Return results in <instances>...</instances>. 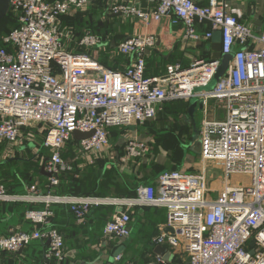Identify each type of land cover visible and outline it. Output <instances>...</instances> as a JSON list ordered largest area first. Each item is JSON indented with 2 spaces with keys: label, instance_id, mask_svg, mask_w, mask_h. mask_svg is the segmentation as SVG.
<instances>
[{
  "label": "built area",
  "instance_id": "1",
  "mask_svg": "<svg viewBox=\"0 0 264 264\" xmlns=\"http://www.w3.org/2000/svg\"><path fill=\"white\" fill-rule=\"evenodd\" d=\"M94 0H10L18 28L0 34V146L4 160L15 148L35 142L43 134L42 147L49 151L46 172L49 186L71 170L62 153L74 132H93L79 141L78 152L91 160L111 146L112 128L143 125L157 117L163 104L199 97L205 118L200 129L201 157L221 164L225 187L216 198L208 184L207 169L200 173L168 171L158 186L141 185L128 200L42 195L35 186L27 195H15L0 183V203H43L28 210L25 219L32 232L12 231L0 237V255L22 252L36 240L48 242L41 264H63L65 238L53 227L54 204L66 205L79 222L94 206L113 204L126 210L114 215L105 228L106 238L130 237L131 209L150 206L167 210L165 233L159 245L183 250L187 264H264V30L255 32L244 22V10L229 0H109L110 15L125 16L150 24L167 19L182 26L188 43L209 41L221 34L217 60H196L188 68L180 63L167 67L160 77H147V52L156 47L154 35L135 33L109 53L129 59L112 70L79 47L106 52L110 41L86 32L77 43L74 30L63 18L85 12ZM147 4L146 8L141 5ZM209 30L200 32L202 26ZM232 56L224 75L212 90L224 56ZM202 90V91H200ZM210 101L223 113L209 118ZM120 161L142 159L147 142L128 137ZM233 175H245L246 185L230 186ZM123 261L122 255L116 257ZM123 264H133L125 261Z\"/></svg>",
  "mask_w": 264,
  "mask_h": 264
},
{
  "label": "crops",
  "instance_id": "2",
  "mask_svg": "<svg viewBox=\"0 0 264 264\" xmlns=\"http://www.w3.org/2000/svg\"><path fill=\"white\" fill-rule=\"evenodd\" d=\"M109 1V0H108ZM197 3L207 5L209 0H195ZM232 5L239 6L244 10V22L249 24L255 32H261L264 30V0H229ZM134 3H140V1L133 0ZM141 5L143 8L147 7V4L142 1ZM118 17L121 21V26L118 27V31H125L126 39L135 33H142L146 35H154L157 38L156 47L150 49L147 52V77H160L164 75L167 70V67L172 64L180 63L183 67L188 68L196 60H211L214 55L213 44L215 43L214 38L209 41H200L198 43H188L184 39V29L182 26L172 25L167 19H162L161 21L151 20L150 24H144L141 20H134L125 16H112ZM205 28H200V32L204 33ZM125 40V39H124ZM112 48L115 50L118 45L122 42H117L115 39L112 40ZM209 55V59H202L201 57ZM125 62L116 64V66L122 69L125 65L129 63V59H125ZM193 99V98H192ZM184 100L185 104H188L189 110L188 113L182 115V126L190 130L191 133H197L200 135V126L205 118L204 109L202 102H199L197 106L192 109L193 100ZM210 119H220L223 117V113L217 108L215 101H210L209 108ZM201 112L200 125L198 126V113ZM139 127V128H138ZM34 133L37 135L35 142L27 143L23 146H18L15 148V156L11 159H15L18 155V152L22 155L27 150H30L32 153L38 154V142L43 141V134L37 132ZM111 132V131H110ZM147 132L141 131L140 125L132 126L129 128H124L123 133L120 137V147L122 151L119 152L115 148L112 142L111 135V146L106 149L102 155L98 158H105L110 160V163L106 166V169L111 166L119 168L122 172H131V168L136 167L135 163L137 160H130L127 163L120 161V157L124 155V143L126 138L135 137L139 140L147 139L150 141V137L146 136ZM200 137V136H199ZM185 145L191 147L195 151V144L188 137L185 138ZM199 141V139H198ZM146 142V141H145ZM30 144L34 145V149L26 148ZM194 145V146H193ZM3 151L5 149V145ZM0 154V164L4 163L5 160ZM201 153V152H200ZM122 154V155H120ZM154 156L151 154L150 156ZM154 158H158V162H155L160 167L169 168L170 163L165 152H158ZM48 159V158H47ZM10 160V159H8ZM87 160V159H85ZM92 160V159H91ZM142 160L145 166V169L139 176V179L146 180L150 178V175L153 174V171L157 170L155 168V163H153L152 158L148 161ZM90 161V160H89ZM206 168V165L203 162H195L192 155H187L186 159L183 161L180 167V171H186L190 173H200ZM42 175L44 178L48 179L49 177L45 175L42 168ZM168 172V171H167ZM157 180V179H156ZM149 183V185L158 186L157 181ZM45 179L43 180V182ZM47 181V180H46ZM145 185L147 183L143 182ZM44 185V184H43ZM39 189L42 195L51 194L50 192L45 193L44 188H42V182L38 180L34 185ZM26 185L24 192L21 194L15 195H27V188L32 187ZM49 187V186H48ZM210 189L213 190V193L210 194L211 198H216L219 191L223 190L225 185H215L214 183L209 185ZM97 198V197H96ZM101 200H128L133 199L131 197H103L98 198ZM30 204L29 202H25ZM13 204V203H6ZM35 205L42 206L38 210L44 209L45 204L43 203H31ZM62 207H67L66 205L54 204ZM53 205V206H54ZM101 207V208H100ZM113 207L115 213L117 214L120 211L126 210V207L120 208L113 204H101L99 206H94L90 214L86 217L83 222H79L75 215L68 214L59 218L58 223L61 230L64 232L65 238V248H66V260L63 264H123L125 261H130L133 264H187L188 255L183 250V248L174 249L171 248L168 244L159 245L156 242V239L161 235L168 233V229H165L167 224V210L164 208L158 207H148V206H137L131 209V218L130 223V237L123 240H116L114 238H106L105 228L107 224L111 221L113 214H109V209ZM54 212V211H53ZM114 213V214H115ZM4 222L7 225H4L0 228V237H4L6 232L12 231H21V232H32V224L28 221H21L19 216H12V218L6 219ZM11 221V222H10ZM52 225L54 228L55 225L52 220ZM59 230L58 228H56ZM60 231V230H59ZM5 234H4V233ZM162 247L164 250L162 253L157 251L158 247ZM48 248V242L42 240H36L30 243L22 252L19 253H10L5 252L0 255V264H41L43 255ZM119 251V255H122L123 261L118 262L116 260L115 254Z\"/></svg>",
  "mask_w": 264,
  "mask_h": 264
},
{
  "label": "trees",
  "instance_id": "3",
  "mask_svg": "<svg viewBox=\"0 0 264 264\" xmlns=\"http://www.w3.org/2000/svg\"><path fill=\"white\" fill-rule=\"evenodd\" d=\"M107 3L108 1L106 2L105 0H94L87 11L79 12L73 17H65L63 18V21L75 32V41L70 47L71 50L76 48L77 43L80 42L86 32H92L93 34L110 41V45L108 46L106 52H100L96 48L86 49L84 47H79L76 52L90 54L107 68L117 70L118 67L116 64L123 63L125 60L124 57L121 56L110 60L109 53L114 50L112 48V40L115 39L119 43L126 39L127 36L125 31H118V27L121 26V21L118 19V17L114 18L108 13ZM199 4L201 5V3ZM97 5H99V7L97 10H95ZM98 14H100V16L97 18V20L94 19V16ZM91 15L93 18L92 20L90 19ZM18 26L19 24L16 15L10 11L9 15L0 22V34H9L14 29L18 28ZM202 28H205V30H203L204 32L209 30V26L207 25L202 26L201 29ZM201 58L209 59L210 56L207 55ZM183 101L184 100H178L164 103L162 110L158 112V115L155 119L140 125L141 131L147 132L146 136L148 135V137H150V141L147 143L149 146V155H157L162 149L172 152V156H169L170 167L165 168L155 164V168L157 170L153 171V174L150 175V178H147L146 180L139 179L140 174L145 169V166H147L144 165L140 159H135L137 160L135 163L136 167L131 168V172H122L116 167V165L106 169V166L110 163V160L103 157L96 159L95 165H89L84 170L80 169V161L77 160L78 156L80 155L78 152L79 141L73 138L67 143L62 153L63 158L68 160L71 170L62 173L59 176L58 186L50 187L48 179H46V177L44 178L42 175L41 166L37 162L31 161L30 158L23 159V155L19 152L15 159H10L0 164V183H2L6 187L7 191L11 194H21L24 192L26 185L32 186L38 180H40L42 182V188H44V192H50L53 196L89 198H127L133 196L134 198L136 196L137 188L141 185H145L143 182L147 183L146 185H149V183L155 181L162 173L166 171H180L181 164L188 155L186 148L192 150L191 147L185 145L186 137L191 139L193 144L197 142L195 141L196 133L193 134L188 128L182 126L181 116L187 114L190 107ZM123 130L124 128H112L110 130L112 142L119 152L122 151V147L119 148V143ZM42 142L43 141L38 142V155L41 154L40 156L49 158L50 153L42 147ZM3 148L4 146L1 145L0 154L3 151ZM155 150L157 151L156 153ZM26 154L31 155L33 153L30 150H27L24 152V155ZM32 156L35 157L34 155H31V157ZM44 179L45 181L43 182ZM41 207L42 206L40 205L31 203L27 204L23 202L13 204L0 203V228L4 225H7L4 223L7 221L6 219L12 218V216H19L21 221H25V214L28 210L39 209ZM51 209L54 211V218L52 220L55 227L58 228L62 234H64L60 228L58 220L62 216H66L70 213L72 214L70 208L68 206L62 207L59 205H52ZM108 209V213L113 214L110 219L112 220L116 214L115 210L113 207ZM34 228L35 227L32 224V229L34 230ZM10 235L11 232L7 231L4 236Z\"/></svg>",
  "mask_w": 264,
  "mask_h": 264
},
{
  "label": "rangeland",
  "instance_id": "4",
  "mask_svg": "<svg viewBox=\"0 0 264 264\" xmlns=\"http://www.w3.org/2000/svg\"><path fill=\"white\" fill-rule=\"evenodd\" d=\"M106 2L108 1V0H105ZM98 7H99V5H97L96 7H95V10H97L98 9ZM100 16V14H98V15H96V16H94V19H96L97 20V18ZM91 20L93 19L92 18V15H91V18H90ZM216 84H217V81L214 79L213 80V82L209 85V87H207V88H205V90H212L215 86H216ZM200 91H202V90H200ZM193 100V102H192V104L193 105H195V106H197L198 104H199V102H201V99L199 98V97H195V98H193L192 99ZM200 120H201V112H199L198 113V120H197V122H198V126L200 125ZM200 129H201V126H200ZM200 137H199V134L197 135V133L195 134V141H198V139H199ZM143 141H146L147 143L149 142L147 139H142ZM38 144V143H37ZM67 145V144H66ZM65 145V146H66ZM38 147H39V145H38ZM65 148V147H64ZM187 149V152H188V155H192V157H194V159H195V162L196 163H200V162H203V164H205L206 165V169H207V175H208V184L209 185H211V183L213 184H215L216 186L217 185H222V186H224L225 185V183H226V178H225V173H224V170H223V168H222V166H221V164H219L217 161H210V160H207V161H204L203 159H202V157H201V153H199V152H197V151H192V150H189V148H186ZM200 150H201V146H200ZM48 151V150H47ZM159 151V150H158ZM49 152V151H48ZM157 151L155 150V153H156ZM160 152H165V153H167V156H168V159H169V161H170V157L172 156V152L171 151H169V150H164V149H162V150H160ZM31 155H34L35 157H31ZM31 155H24L23 154V159L25 158H30L31 159V161H35V162H37L40 166H41V168H43V167H45V171H46V166H47V158L46 157H44V156H40L41 154H35V153H33V154H31ZM155 156V155H154ZM154 156L152 155V156H150L149 155V151H148V153L146 154V156L143 158V160L144 161H148V159H150V158H152V159H154L153 160V163H155V162H158V158H154ZM170 156V157H169ZM187 157V156H186ZM186 157H185V159H186ZM96 159H98V157H93L92 158V160H85V156H83V155H79L78 156V158H77V160H79L80 161V169H82V170H84V169H86V167L87 166H89V165H95V162H96ZM184 159V160H185ZM8 160V159H7ZM7 160H5V161H7ZM65 160V159H64ZM65 162L67 163L68 162V160H65ZM156 164V163H155ZM167 172V171H166ZM159 178V177H158ZM158 178H157V180H158ZM156 180V181H157ZM250 182V180H249V177H247V176H245V175H233L232 177H231V179L229 180V185L230 186H240V185H246L247 183H249Z\"/></svg>",
  "mask_w": 264,
  "mask_h": 264
},
{
  "label": "water",
  "instance_id": "5",
  "mask_svg": "<svg viewBox=\"0 0 264 264\" xmlns=\"http://www.w3.org/2000/svg\"><path fill=\"white\" fill-rule=\"evenodd\" d=\"M10 11H11L10 0H0V22L9 15ZM113 16H116V15H113ZM214 41H215V43L213 44L212 48H213V51L215 53L212 56V59H211L212 61L222 58V55H221V43H220L221 34L220 33H216ZM114 42L115 41H113V43ZM231 59H232L231 55L223 57V63H222V65H221V67H220V69H219V71H218V73H217V75L215 77V80L217 82L220 80V78L226 72V70L228 68V65H229V62H230ZM194 107L195 106L193 105L191 111L194 110ZM92 135H93V132L84 133V132H80V131H75L73 136H74V139H76L78 141H81V140L90 138ZM195 146H196L195 147V151L200 153L201 152V150H200L201 142L197 141ZM26 148L34 149V145L30 144ZM42 170L45 173V175H47L48 177H51V175L45 171V167H43ZM163 250L164 249L162 247H160V246L157 248V251L159 253H162ZM118 255H119V251H117L115 256L117 257Z\"/></svg>",
  "mask_w": 264,
  "mask_h": 264
}]
</instances>
